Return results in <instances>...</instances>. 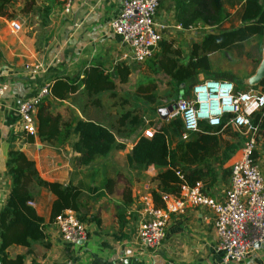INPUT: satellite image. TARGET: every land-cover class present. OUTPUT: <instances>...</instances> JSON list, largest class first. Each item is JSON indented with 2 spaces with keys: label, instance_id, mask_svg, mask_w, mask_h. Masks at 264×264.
<instances>
[{
  "label": "crops",
  "instance_id": "0c3cea01",
  "mask_svg": "<svg viewBox=\"0 0 264 264\" xmlns=\"http://www.w3.org/2000/svg\"><path fill=\"white\" fill-rule=\"evenodd\" d=\"M121 2H73L65 11L62 0H10L5 6V15L0 16V210L11 187L5 167L7 153L17 151L33 163L42 181L68 186L79 192L73 202V212L86 230L83 242H63L50 218L53 195L30 185L32 207L43 220L44 239L30 243L28 248L9 246L5 251L9 260L21 256V264L220 263L212 215L202 207H187L183 214L170 215L157 247L149 248L140 242L137 231L145 218L141 211L142 198L147 196L151 200L150 192L156 186L153 179L158 170L153 166L141 171L129 169L125 157L135 142L129 145L123 137L116 139L113 129L95 118V107L90 106L78 92L62 101L51 99L49 95L42 99L50 103V114L71 125L70 135L63 143L41 142L36 138L30 141V137L21 130L17 114L19 104L32 98L44 85L49 88L54 78H72L90 65H100L107 71L117 64L129 68L131 61L127 46L110 28ZM173 6V0H160L156 11L157 21L171 26L162 34L161 41L170 42L172 48L184 51L185 47L187 49L217 31L199 23L183 29L175 22ZM231 11L228 12L232 14ZM175 25H179L181 30H174L172 27ZM237 25L234 23L233 27ZM221 28L228 29L229 23H222ZM157 51L158 47L154 53ZM215 54L230 59L237 57ZM262 76V73L253 75L247 87L255 89ZM163 112H160L161 117ZM33 120L36 129L34 114ZM78 121L92 122L114 136L110 151L86 166L76 163L78 155L72 150L77 141L73 129ZM155 125L153 127L156 128ZM243 142L244 137L230 158V165L239 158ZM117 146H122V149H116ZM253 152V162L261 174L264 191V143L261 135L255 138ZM216 173V183L205 194L219 199L228 185L229 173L222 175L217 170ZM123 194H128L127 202L123 200ZM118 211L122 212V224L117 221ZM235 264H264V244Z\"/></svg>",
  "mask_w": 264,
  "mask_h": 264
},
{
  "label": "trees",
  "instance_id": "16d2710c",
  "mask_svg": "<svg viewBox=\"0 0 264 264\" xmlns=\"http://www.w3.org/2000/svg\"><path fill=\"white\" fill-rule=\"evenodd\" d=\"M174 19L183 29L196 23L214 27V33L203 37L200 42L191 44L185 63L180 62V52L172 48L170 42L161 41L158 51L151 60L146 62L149 71L160 72L175 86L189 85L197 82L200 75L203 79H223L231 81L235 89L242 91L241 86L234 82L229 74L220 78L210 77L208 55L222 53L227 56H240L244 45L256 40L257 51L264 45V0H173ZM10 0H0V16L5 15V6ZM231 11L230 14L228 11ZM224 22L229 23L228 29H222ZM234 23H238L236 27ZM130 70L123 64H117L110 71L100 65L84 68L80 75L72 78H54L48 88L49 98L65 100L77 92L82 95L90 106L100 107L99 96L108 94L115 97L117 85L128 82ZM264 90V71L262 78L254 86ZM157 87L153 81L138 84L134 95L146 105H154ZM241 89V90H239ZM49 102L39 103L34 112L36 132L31 138L41 142L63 143L70 135L71 125L62 122L59 116L49 113ZM137 123V118L129 112L121 114L117 125ZM156 130L150 139L139 135L125 159L128 168L141 171L148 166L158 170L154 177L155 189L150 192L153 207H163L161 198L164 195L178 196L182 184L193 186L198 183L202 192H206L216 183L217 173H229L225 165L241 146L242 137L230 128H211L199 123V130L181 140V123L177 116L168 120L158 121ZM258 124L257 136L264 143V114L257 113L252 118ZM153 122L148 123L153 126ZM73 134L77 141L72 150L78 155L76 163L86 166L94 159L106 155L114 143V136L106 128L89 121H78L74 125ZM258 138V137H257ZM118 150L122 146H117ZM253 152L252 159H254ZM7 174L11 179V187L3 207L0 210V264H21L22 257L7 259L6 249L9 246L28 248L30 243L44 239L43 220L38 217L32 207L33 198L29 186L40 187L51 193L54 200L50 206V218L64 210H74L73 202L78 193L71 187H63L57 183L42 181L33 163L20 152L10 151L5 161ZM180 177V178H179ZM109 181H105L107 186ZM128 194H123L125 202ZM118 223H123L122 212H117ZM81 221V219L79 218Z\"/></svg>",
  "mask_w": 264,
  "mask_h": 264
},
{
  "label": "built area",
  "instance_id": "2783aa9c",
  "mask_svg": "<svg viewBox=\"0 0 264 264\" xmlns=\"http://www.w3.org/2000/svg\"><path fill=\"white\" fill-rule=\"evenodd\" d=\"M89 0H62L66 9L73 3L86 4ZM160 0H122L120 10L110 23L112 32L127 46L128 58L134 64L149 61L156 51L161 36L171 26L157 21L156 11ZM179 31L181 27H172ZM48 95L44 85L32 98L17 108L21 130L34 136L36 129L33 114L42 99ZM165 120L177 116L181 123L180 139L199 130V123L208 127L230 128L244 137L239 158L230 165L228 185L219 199L210 198L201 191L198 183L182 184L178 196L164 195L163 208L153 207L150 197L142 198L145 216L137 231L140 242L155 248L164 236L169 216L183 214L188 208L202 207L212 215V228L217 238L219 264L241 262L264 244V191L261 174L252 154L258 124L252 123L257 113H264V90L260 88L238 91L227 80L201 79L192 84L187 96L174 103ZM157 128L150 126L142 137L150 139ZM180 178V177H179ZM60 239L65 243L83 242L85 226L71 210H64L52 220Z\"/></svg>",
  "mask_w": 264,
  "mask_h": 264
},
{
  "label": "rangeland",
  "instance_id": "374dc122",
  "mask_svg": "<svg viewBox=\"0 0 264 264\" xmlns=\"http://www.w3.org/2000/svg\"><path fill=\"white\" fill-rule=\"evenodd\" d=\"M214 31V30H213ZM257 42L252 41L245 45L244 51L240 56L226 58L221 54L210 55L209 62L211 67L210 77H219L222 74H230L239 86L244 90L247 82L253 80V75L262 73L264 69V49L258 53ZM180 62L185 63L189 53V47L180 51ZM130 76L125 85H117L115 97L109 98L108 94L100 97L102 108H95V118L103 124L110 126L116 139L123 137L125 143L131 145L142 131L147 128L148 123H157L161 120L160 112L176 103L179 99L187 96V92L192 85H181L175 89V86L164 77L160 72L149 71L146 63L134 64L129 62ZM203 79L197 77V81ZM208 79V78H207ZM211 79V78H210ZM153 81L157 87L154 105H146L134 95V90L138 84H145L147 81ZM231 82V81H230ZM233 85L234 83L231 82ZM235 86V85H234ZM239 89V90H241ZM107 107V108H105ZM129 112L131 116L137 118L135 125H130L125 121L123 126H118L116 121L122 113ZM242 143V141H241ZM230 163L225 166L229 167Z\"/></svg>",
  "mask_w": 264,
  "mask_h": 264
},
{
  "label": "water",
  "instance_id": "95a60500",
  "mask_svg": "<svg viewBox=\"0 0 264 264\" xmlns=\"http://www.w3.org/2000/svg\"><path fill=\"white\" fill-rule=\"evenodd\" d=\"M174 104L173 105H171L169 108H168V110L167 111H162L163 113H164V115L162 114V117H161V120H165V116H166V114H167V112H170V111H172L173 109H174ZM255 248H257L258 247V245H255L254 246Z\"/></svg>",
  "mask_w": 264,
  "mask_h": 264
}]
</instances>
